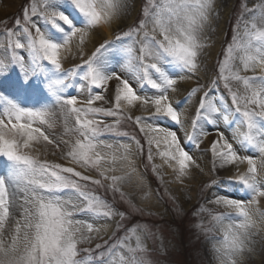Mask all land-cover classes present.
<instances>
[{"label":"snow or ice","instance_id":"1","mask_svg":"<svg viewBox=\"0 0 264 264\" xmlns=\"http://www.w3.org/2000/svg\"><path fill=\"white\" fill-rule=\"evenodd\" d=\"M133 5L134 0H32L22 20L0 33L5 51L0 84L9 89L0 88V161L6 163L0 173V264H153L145 243L152 236L148 226L127 227L130 215L90 187L106 186L140 211L120 187L135 173L133 145L143 152L141 141L122 130L126 120L143 134L147 159L161 183L164 166L174 174L170 183L183 184L195 171L203 173L195 152L209 135L207 126L216 128L217 138L203 150L212 157L205 188L218 186L209 203L223 211L201 206L197 211L207 213L211 227L203 222L197 227L220 233L210 250L214 264H247L245 253H254L253 237L264 232L259 208L264 198V0L252 7L246 0L241 4L231 41L207 85L200 83L201 66L210 55L206 33L218 16L217 0H145L138 23L114 39L99 36L125 19ZM89 42L95 46L85 58ZM77 58L80 63L64 67ZM248 72L253 75L243 74ZM185 81L194 85L184 103L194 97L199 103L182 142L159 122L184 128L188 116L169 93H178ZM221 87L231 105L223 94H210ZM72 88L80 95L71 94ZM137 107L147 118L132 117ZM221 121L235 124L231 141L220 131ZM156 157L160 164L153 162ZM229 169L232 174L220 179ZM229 188L243 196L229 195ZM149 196L146 192L141 200ZM112 221L115 230L108 240L85 246L102 240Z\"/></svg>","mask_w":264,"mask_h":264},{"label":"rangeland","instance_id":"2","mask_svg":"<svg viewBox=\"0 0 264 264\" xmlns=\"http://www.w3.org/2000/svg\"><path fill=\"white\" fill-rule=\"evenodd\" d=\"M245 0H217V9L218 16L211 23L207 29V35L211 42L210 52L216 51L215 55L212 57L208 55L204 58V62L201 66V78L200 83L207 85L210 83L211 79L217 74V61L223 58V49L231 41L233 35V27L237 22V17L241 10V4ZM249 7H252L257 0H246ZM32 3V0H21L17 3L16 8L12 11L1 13L0 15V33H3L5 26L7 28H14L15 21L17 18L22 20V13L25 7L29 6ZM135 3V1H134ZM145 3V0H138V10L135 15L133 24L139 22L142 18V7ZM3 3L0 0V8ZM66 11H71L65 7ZM2 10L0 9V12ZM232 13V14H231ZM231 14V17H230ZM129 16V13L127 14ZM126 16V17H127ZM8 18L7 20H5ZM230 19V20H229ZM5 20V21H4ZM6 22V25H5ZM37 23H41L37 18ZM130 24V25H133ZM41 26L42 23H41ZM122 30H127V27L121 25V27L115 30V38ZM4 43V37L0 35V44ZM94 50V49H93ZM5 55L4 47L0 46V56ZM25 58H27V52H23ZM87 58V57H85ZM76 62L74 64H78ZM73 66V65H72ZM119 64H116V68L119 71ZM70 68V67H65ZM18 68L12 73L15 76L18 73ZM253 75V73L246 74ZM115 84V83H114ZM135 86V84H134ZM114 85L112 88L107 90L106 95L111 99L113 95ZM236 87V85H234ZM0 88H3L5 92H8L9 89L5 84H0ZM71 94L76 95L75 88L69 90ZM151 91V90H149ZM211 95H220L223 94L227 97V102L231 105V98L228 97L227 92L220 89L211 90ZM171 97V92L169 93ZM202 95V93H201ZM172 99V97H171ZM174 104L175 101L172 99ZM109 106V105H105ZM181 108V104L179 105ZM132 117L135 116H144L147 118L148 114L146 112H136L132 114ZM109 121L111 118H108ZM151 122V121H150ZM161 126L169 127L174 131L180 129L179 125H172L169 121L164 120L159 122ZM233 125V124H232ZM232 127L231 125L228 128ZM122 130H125L130 133V135H135L137 139L141 141L143 145V152L135 149L133 145V155L132 163H137L141 171V177L144 182V187H138L137 183L133 179V175L126 179L123 184H121V190L125 194V197L131 201L140 211H133L127 203L121 200L119 193H112L105 188H99L94 185L90 187L94 188L96 193L106 199L109 203H112L113 206L120 211L130 215V219L125 221V225L130 227L137 222L147 225L150 229L152 236L148 237L145 240L147 248L149 250V257L153 261V264H214L211 248L213 243H215L220 238V233L218 230H214L210 233H205L202 228H198L197 225L203 222L205 227H211L209 223V216L207 213H198V209L203 206L206 209H209L213 212H222L223 209L216 208L215 205L209 203V193L212 190H218L217 187L211 189H206L205 185L209 182L210 177L206 176V173H200L198 170L193 173L192 179H187L185 183L180 184L176 182H169L173 180L174 174L172 171H168L167 166H164L162 169V174L164 182L161 183L157 179L156 175L152 171L151 164L149 163L148 157V145L144 141V136L139 132V128L135 125L134 121H124L121 125ZM221 130V126L219 125ZM209 134L216 132V128L213 126H207ZM57 134L62 131V128L59 126L54 130ZM178 136V135H177ZM115 139V138H111ZM121 142H128V138L121 137L119 138ZM206 138H203L201 143V150L195 152L196 155H204L208 151H203L208 149L206 147ZM205 144V145H204ZM155 152V148H153ZM258 155V153L254 154ZM49 159H56V157L49 156ZM143 160V161H142ZM64 163V161H60ZM143 162V164H142ZM154 163L160 164L161 160L156 157L154 158ZM204 168V164H200ZM127 171V170H124ZM6 172V163L0 161V173ZM95 176V173H91ZM117 175L121 174L120 172L116 173ZM220 179H226L222 176ZM189 182V183H187ZM220 190L223 191V188L220 187ZM150 193V196L147 200H141V197L144 193ZM229 195L240 197L243 196L242 191H237L233 188L227 190ZM153 197L157 200L158 206L150 205L149 200ZM264 202V198H261ZM264 204V203H263ZM261 211H264V205L259 206ZM177 209L179 211H177ZM117 220L119 217L116 218ZM112 227L107 230L103 235L102 240H96L92 245H85L90 247H95L96 243H103L104 240H108L112 235V231L115 230V221L110 222ZM123 235V229L117 232V236ZM256 243L253 245L255 251L252 254L245 253L247 258V264H264V232H261L259 235L253 237ZM111 242V241H110Z\"/></svg>","mask_w":264,"mask_h":264},{"label":"bare ground","instance_id":"3","mask_svg":"<svg viewBox=\"0 0 264 264\" xmlns=\"http://www.w3.org/2000/svg\"><path fill=\"white\" fill-rule=\"evenodd\" d=\"M3 5L0 8L2 11L1 13H5L8 11H12L16 8L17 3H19L21 0H1ZM135 3L133 5V7L130 9L129 11V16H127L125 19H123L119 24H113L111 29L105 28L102 31H100L99 36L102 37L103 39H112L115 33V30H117V28L121 27V25L127 26L128 24H130L132 22V20L134 19L135 15L137 14V10H138V0H134ZM1 16V15H0ZM95 46V42H89L86 45V56L89 55L91 53V51H93ZM216 51H212L210 52V56H214ZM76 62H80V59L77 58L75 60H71L69 59L67 62H65L64 67H72V65ZM251 72L248 73H243V74H250ZM115 82H112V86L114 85ZM194 85V81H185V82H181L179 84V92L176 94L171 93V97L172 99H174L175 103L177 101H179V105L181 104V109L185 110L186 115L188 116V119L185 121V125L184 128L180 129L177 131V135L178 137L181 139V141L183 142L185 139V131L190 132L191 129V118L195 116V112H196V108L198 107V103H199V98L198 97H194L191 98V100H189V102L187 104L184 103V101L187 99V91L190 89L191 86ZM114 88V87H113ZM76 95H80L79 93L76 92ZM84 95H87V93H84ZM136 112H143L141 111L138 107L136 109H134L131 113L135 114ZM219 125L221 126V130L223 131L226 135V137L231 141L232 139V130L235 127V124L231 125L232 127L228 128L229 125H225L222 121L219 123ZM216 132H213L211 134L208 135V137H206V147H210L211 141L216 139ZM204 144V145H205ZM241 154H247V153H241ZM258 156V155H255ZM196 158L198 159L200 164H204V173H206L207 177H210V170L212 168V157H211V153L208 152L206 153V156L204 155H196ZM132 166L135 168V174L133 176V179L136 181L137 183V188L140 187H144V182L143 179L141 177V173H138V171H141L140 168L138 167L137 163H132ZM247 167V165H241L240 168L241 170H245ZM127 170V169H124ZM168 171H170L171 169H167ZM232 169H229L225 172H222L220 174V176L227 178L228 176H230L232 174ZM193 176L190 179H192ZM191 181V180H190ZM189 183V182H187ZM217 190H212L209 193V198L212 199V195L213 193H215ZM150 205H155L157 207L158 206V201L155 200L153 197L150 198L149 200ZM264 202L262 201V199L260 200V204L259 206L262 207L264 204ZM110 229V228H109Z\"/></svg>","mask_w":264,"mask_h":264}]
</instances>
